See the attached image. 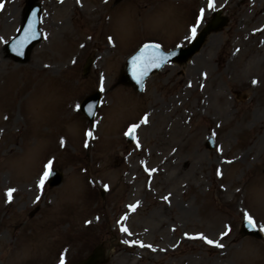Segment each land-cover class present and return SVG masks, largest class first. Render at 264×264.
<instances>
[{"label": "rangeland", "instance_id": "rangeland-1", "mask_svg": "<svg viewBox=\"0 0 264 264\" xmlns=\"http://www.w3.org/2000/svg\"><path fill=\"white\" fill-rule=\"evenodd\" d=\"M0 3V38L9 41L25 0ZM39 3L47 39L26 64L7 58L0 40V264H77L101 244L112 250L108 264H264V232L261 240L240 234L242 211L264 225V143L253 149L264 128V0H215L229 25L186 65L148 79L142 93L118 85L126 58L149 41L187 45L200 10L197 32L215 12L208 0ZM259 30L262 40L249 37ZM101 75L91 127L74 105L99 88ZM133 123L141 126L130 144L124 132ZM50 159L64 182L41 191ZM163 218L173 221L160 232ZM226 226L231 233L221 239ZM199 234L224 248L192 238Z\"/></svg>", "mask_w": 264, "mask_h": 264}, {"label": "snow or ice", "instance_id": "snow-or-ice-1", "mask_svg": "<svg viewBox=\"0 0 264 264\" xmlns=\"http://www.w3.org/2000/svg\"><path fill=\"white\" fill-rule=\"evenodd\" d=\"M61 3H63V0H60ZM80 0H77V3H79ZM3 8V4L0 3V9ZM207 9L210 11H215L216 10V4H215V0H208L207 3ZM33 15H36V13H33ZM205 20V10L201 9L199 12V15L197 17V20L193 23L192 27L190 28V34L185 36V39L188 41L194 40L197 36V29L200 26L201 23H203ZM36 35V33L31 29V25L29 26V32L26 33L24 39L16 41L12 44V48L13 51L16 52L17 55H23V51L22 49L24 48L25 44ZM44 39H47V36H44ZM91 39V38H89ZM0 40L3 41V43L5 45L9 44V41L3 40V38H0ZM108 43L111 44L113 47L115 46V43L112 39L111 36L108 37ZM81 47H84V45H81ZM177 47H182L181 45H177ZM238 51V50H237ZM176 55L175 52H166L164 50H162L161 45L160 44H152V43H148L145 44L143 46V48L140 50L139 54L134 56L132 58V70H131V76L133 78V80L136 81V83L140 86V90L143 91V81L144 78L148 75L149 69L150 68H160L163 64H165L168 60L169 56H174ZM76 61L74 60L73 63H75ZM45 67H50L49 65H45ZM104 76L101 75L99 78V91L101 93L105 92V87H104ZM253 84H256L257 81H252ZM98 105L95 104H89L86 107L80 103H76L74 105V110L77 112H81V111H85L87 112V114L89 116L95 117L96 116V109H97ZM148 121V116L145 115L143 117L142 123L143 124H147ZM141 124L140 123H133L131 124L127 130L124 132V135L126 137H129L130 139H136V134H137V130L140 128ZM86 136L88 137H93V133L92 131H88L86 133ZM60 146L63 147L65 144V141L63 139L60 140ZM88 145L85 144V147H87ZM137 147H139V141L137 140ZM149 174L151 175V173L153 171H155L154 169L152 170H148ZM55 175L54 172V161L53 160H48L47 163L44 164L43 166V170L42 173L40 175V178L38 180V183L36 185V187L38 189H40L41 191H43V189L45 188V185L48 181H50V179ZM107 185H105V189H107ZM16 191V189L14 188H10L7 190L6 192V197L8 202H11L12 198H13V193ZM37 200L40 199V196L36 197ZM163 199L165 201H167L169 199L168 196L163 197ZM133 211H135V209L138 207L137 205H130L129 206ZM242 216H243V221H244V226L250 230H256L257 229V224L258 222L256 221V219L247 211H242ZM98 219V218H97ZM124 219H127V217H124ZM87 223H91V221H88ZM122 231L128 233L129 235H131V233L129 232V230L127 228L122 227L121 228ZM259 231L264 232V225H260L259 226ZM231 233V227L230 226H226L225 230L221 233V239H223L224 237L229 236ZM193 239H200L202 241H204L205 243H207L208 245L214 246L215 248L218 249H223L224 248V244L219 242V241H214L212 239H209L207 236L203 235V234H199L197 237H192ZM125 243H128V241H125ZM132 243H136L135 241H133ZM141 247H145V245L143 243H140ZM147 247L151 248V245H147ZM60 264H65V261L63 259V257H61L60 259Z\"/></svg>", "mask_w": 264, "mask_h": 264}, {"label": "water", "instance_id": "water-1", "mask_svg": "<svg viewBox=\"0 0 264 264\" xmlns=\"http://www.w3.org/2000/svg\"><path fill=\"white\" fill-rule=\"evenodd\" d=\"M36 10L37 9H34V0H29L28 1V6H27V11H26V13H25V17H24V21L26 22V20H27V18H28V16H29V21H28V26H27V29H25L24 31H23V33H22V37H21V39L20 40H22V39H24V37H25V35H26V33H28L29 32V26L31 25V29L36 33V31H35V28H36V22H37V18H36V16H37V14L36 15H33V12L34 13H36ZM216 22L214 21L211 25H210V27L208 28V30L209 29H214L216 26H217V24H215ZM208 30H206L205 32H207ZM205 34V33H204ZM203 34V35H204ZM202 35V36H203ZM38 36V34L36 33V35L34 36V37H32L30 40H32V39H34V38H36ZM29 40V41H30ZM28 41V42H29ZM27 42V43H28ZM199 42H200V39L197 41V43L194 45V47L192 48V49H195L197 46V44H199ZM26 43V44H27ZM25 44V45H26ZM31 45H28L27 46V48H28V51L26 52V56L28 55V53H29V47H30ZM181 54H180V59L182 58V57H184L186 54L188 55L189 53H183V52H180ZM25 56V57H26ZM176 59V57H173V56H169L168 57V60L167 61H171V60H174V59ZM25 59V58H24ZM24 61V60H23ZM125 81L126 82H128L129 84H132V83H130L129 81H128V77H125ZM99 100V97L96 95V96H94L93 97V101H92V103H90V104H95L96 105V103L97 102H95V103H93L94 101H98ZM87 103H88V101L84 104V106L85 105H87ZM59 181L60 180H58L56 183H59ZM98 260H99V258H98V256H92L89 260H87V262H85V263H83V264H96L97 262H98Z\"/></svg>", "mask_w": 264, "mask_h": 264}, {"label": "bare ground", "instance_id": "bare-ground-1", "mask_svg": "<svg viewBox=\"0 0 264 264\" xmlns=\"http://www.w3.org/2000/svg\"><path fill=\"white\" fill-rule=\"evenodd\" d=\"M245 7H246V5H244ZM251 36H255V37H258L259 39H261L262 40V35H261V31L259 30V31H257V32H253V33H251V35L249 36V37H251ZM258 39V40H259ZM237 50V49H236ZM244 87H245V91L246 92H250L251 91V88H248L247 86H246V84H244ZM260 118H257V121L259 120ZM257 136H259L258 137V140L257 141H255V144H254V147H253V149L255 148V147H258V146H260L261 144H263L264 143V128L263 127H261V129H260V133H257L256 134ZM240 157H243V153H241V156H239L237 159L239 160V158ZM237 161V160H236ZM235 161V162H236ZM187 166H189L188 164H186V167ZM176 179V177H174L173 178V180H175ZM167 205V207L169 206L168 205V203H166ZM165 209H167V208H165ZM173 221V218L172 219H165V218H163L162 219V221L160 222V227H159V231L160 232H164L165 231V228H167V227H169L170 228V222H172ZM169 224V225H168Z\"/></svg>", "mask_w": 264, "mask_h": 264}]
</instances>
